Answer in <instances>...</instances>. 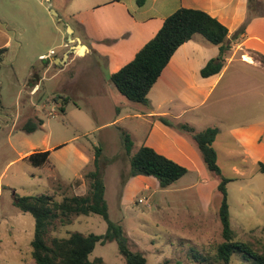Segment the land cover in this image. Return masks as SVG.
Returning <instances> with one entry per match:
<instances>
[{
	"label": "rangeland",
	"instance_id": "1",
	"mask_svg": "<svg viewBox=\"0 0 264 264\" xmlns=\"http://www.w3.org/2000/svg\"><path fill=\"white\" fill-rule=\"evenodd\" d=\"M94 1L0 0V49H6L0 53V264H33L34 219L13 205L14 198L48 195L61 200L85 194V175L93 170L97 148L109 221L120 226L129 250L140 253L146 264H221L216 260L223 242L217 189L221 179L227 180L233 240L264 255V173L254 161L258 147L250 144L247 153L230 133L238 126L264 127V68L243 63L236 54L207 94L211 82L196 70L197 64L203 68L217 56V47L207 42L206 49L194 55L197 64L181 79L172 73L171 79L160 76L147 95L148 106L134 104L118 94L110 76L153 37L141 35L131 24L127 0V7L117 6L111 14L89 12ZM67 8L68 15H62ZM119 15L126 19L129 35L112 39L108 34ZM157 17L141 29L158 31L162 23ZM247 17L246 37L254 39L240 52L259 61L264 56V0H249ZM70 36L90 51L76 56L84 51L76 40L69 43ZM69 45L75 53L64 60ZM49 49L54 54L45 56ZM53 57L62 58L63 65L54 64ZM172 64H183L180 54ZM152 112L178 116L168 115L163 118L168 125H157L179 149L152 131L158 120ZM28 120H41L43 125L27 134L21 128ZM182 125L193 134L217 129L212 148L221 177L207 171L192 133ZM121 132L131 138L129 156L122 149ZM147 138L149 143H162L161 155L187 170L166 189H160L155 178L127 176L130 156L146 146ZM44 151H50L44 166L32 167L24 159ZM106 228L99 215H79L66 226L55 222L48 236L104 235ZM244 251L234 253L228 264H253ZM97 258L105 264H126L115 241L97 244L88 259Z\"/></svg>",
	"mask_w": 264,
	"mask_h": 264
},
{
	"label": "trees",
	"instance_id": "2",
	"mask_svg": "<svg viewBox=\"0 0 264 264\" xmlns=\"http://www.w3.org/2000/svg\"><path fill=\"white\" fill-rule=\"evenodd\" d=\"M135 2L138 7H142L145 0H135ZM247 20L229 38L228 29L215 17L201 10L179 8L162 21L154 37L135 54L132 61L110 76V83L127 101L148 106L147 95L171 57L181 45L190 41L195 35L201 36L218 49L217 56L200 69V76L208 78L217 75L225 66L232 41L245 33ZM5 51V48L0 49V53ZM259 62L264 66V56L260 57ZM159 120L164 125H168L163 118ZM42 125L41 120H28L21 130L31 134ZM181 129L192 133L207 171L221 177V171L217 166V156L212 148L218 133L217 129L206 128L195 134L186 125H182ZM121 140L122 149L129 156L133 148L131 138L127 133L121 132ZM49 155L50 151L33 152L24 159L32 167H41L48 163ZM100 155L101 148H97L94 153L93 170L85 175L88 183L85 194L64 196L61 200L48 195L14 198L13 205L20 212L28 213L34 219V234L30 243L33 264H105L100 258L90 261L88 257L97 244L110 241L117 243L118 251L126 264H146L145 258L140 253L129 250L120 226L109 221L104 200L105 185L100 167ZM258 170L264 173V164L258 162ZM186 173L187 170L184 167L148 146H141L129 158L127 176L152 177L158 181L160 189H166ZM226 183L227 180L221 179L217 186L221 194L218 218L221 223L223 242L216 249V260L221 264H228L234 253L247 250L246 253L252 258L253 264H264L263 254L250 251L248 244L233 240ZM89 214L99 215L106 222L107 228L104 235L72 233L66 238L48 236L55 222L62 227L70 224L76 216Z\"/></svg>",
	"mask_w": 264,
	"mask_h": 264
},
{
	"label": "crops",
	"instance_id": "3",
	"mask_svg": "<svg viewBox=\"0 0 264 264\" xmlns=\"http://www.w3.org/2000/svg\"><path fill=\"white\" fill-rule=\"evenodd\" d=\"M46 1L50 2L51 0H46ZM248 1L249 0H145L144 5L142 7H138L136 5L135 0H127V5L129 8L127 13L129 14V19L131 24L137 26V28L140 29V34L148 38L149 36L154 37L157 30L154 31V28H149V27H146L145 29L144 28L141 29V28L145 23L151 20H156V15L158 16L157 18H159V20H161L162 23V21L166 17L171 15L174 11H176L179 8L201 10L208 13L210 16L215 17L220 23H222L228 29V37L230 38V36L247 20ZM125 5L126 3L124 2V0H104L103 2H98V0H95L90 4V6H88V11L93 12V14L95 13L111 14L113 13V11L114 12L117 11L118 9L117 6L127 7V5L126 6ZM70 6H72V4ZM86 13L87 12H85L84 15ZM62 15L65 16L68 15V8L65 9L64 12H62ZM77 15L80 16L81 11H78ZM119 16L120 17L116 20L117 25H115V27L111 29L112 31H109L111 33L108 34V35H112V39L118 36L122 38L125 34L129 35V32L127 31V28H125L126 26L124 25V23L127 22L126 19L122 17V15ZM61 17L59 18L58 21H63V18ZM112 33L117 34V36H114ZM108 35H106V37H109ZM71 39L76 40L77 45L80 46V48L82 47L84 51L82 55L76 54V56H84L90 51V48L85 47L80 42V39L78 37L75 38L70 36L68 39L69 43L71 42ZM253 39L254 38L250 36L246 37V33H244L242 37L238 38L235 41H232V46H231L232 56L227 57L226 62L232 59L236 54H239L240 57L241 56L243 57V53H241L240 51L244 52L243 48ZM206 46H207V42L202 37H199L198 35L193 36V38L190 41L184 43L175 51L169 63L164 68L160 78L162 80L165 78L171 79L170 77L173 76L174 79H179V78L181 79L183 74L186 71L190 70L189 66L192 65L193 63H196L194 61L195 53L200 50L206 49ZM70 50H72L73 52ZM51 52L52 50L49 49V53L45 56H48ZM65 52L62 54V56H64ZM69 52L75 53V48H72L69 45ZM79 52L78 53L81 54L82 50L80 49ZM178 54H180V58L181 61H183V64L176 66V64H172V62ZM58 59H62V58H56V57L52 58L54 64H57ZM240 61L243 63L251 64L256 67L264 68V66L257 60L252 61L251 59L250 63L246 61L244 62L241 59ZM201 68H202L201 64L196 65L197 71H200ZM224 68L221 70L219 74L208 77V80L209 82H211V84L208 87V90L206 92L207 94L218 82L222 72L224 71ZM171 73L173 75L170 76ZM205 88H207V86H205ZM168 115L172 116L173 118L178 117L165 112L150 113L151 117L158 119L157 123H155L156 121H154L152 125L153 127L152 131H154V129L157 130L160 139L162 141L167 139L169 140V143L173 148L179 149L180 147L171 139L169 135L164 134L159 126L161 123L159 119L164 118ZM158 123L159 125H157ZM261 124H264V120H262ZM162 125L165 126L164 124ZM256 127L259 128V132L252 131ZM230 133L233 139L235 140L236 144H238V146L241 147L247 153H250L251 150L249 148L251 147V145L254 146L256 144L258 149L256 151L257 155H255L254 161H258V162L264 161V127L263 126H255V125H249L245 127L238 126L237 128H233L232 130H230ZM147 139L148 140L146 142V146L154 149L157 153L163 154L161 152L162 143H159V145L157 143L155 144L154 142L149 143L150 138Z\"/></svg>",
	"mask_w": 264,
	"mask_h": 264
},
{
	"label": "water",
	"instance_id": "4",
	"mask_svg": "<svg viewBox=\"0 0 264 264\" xmlns=\"http://www.w3.org/2000/svg\"><path fill=\"white\" fill-rule=\"evenodd\" d=\"M52 12H53V11H52ZM53 13H54V12H53ZM54 14H55V13H54ZM55 16H56V14H55ZM76 42H77V41H76ZM81 49H82V48H81ZM72 52H73V51H72ZM69 53H71V52H67V53L64 54V60L67 59V57L69 56ZM64 60H63V59H58L56 65H63ZM35 80L37 81V77H36Z\"/></svg>",
	"mask_w": 264,
	"mask_h": 264
},
{
	"label": "bare ground",
	"instance_id": "5",
	"mask_svg": "<svg viewBox=\"0 0 264 264\" xmlns=\"http://www.w3.org/2000/svg\"><path fill=\"white\" fill-rule=\"evenodd\" d=\"M242 59L246 62H249V63L251 62V58L247 55H243Z\"/></svg>",
	"mask_w": 264,
	"mask_h": 264
},
{
	"label": "built area",
	"instance_id": "6",
	"mask_svg": "<svg viewBox=\"0 0 264 264\" xmlns=\"http://www.w3.org/2000/svg\"><path fill=\"white\" fill-rule=\"evenodd\" d=\"M54 53H53V51L49 54V55H53Z\"/></svg>",
	"mask_w": 264,
	"mask_h": 264
}]
</instances>
